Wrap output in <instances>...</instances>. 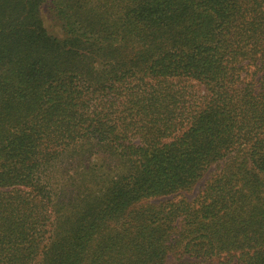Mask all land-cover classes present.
Wrapping results in <instances>:
<instances>
[{
	"label": "trees",
	"instance_id": "16d2710c",
	"mask_svg": "<svg viewBox=\"0 0 264 264\" xmlns=\"http://www.w3.org/2000/svg\"><path fill=\"white\" fill-rule=\"evenodd\" d=\"M168 262L264 264V0H0V264Z\"/></svg>",
	"mask_w": 264,
	"mask_h": 264
},
{
	"label": "rangeland",
	"instance_id": "374dc122",
	"mask_svg": "<svg viewBox=\"0 0 264 264\" xmlns=\"http://www.w3.org/2000/svg\"><path fill=\"white\" fill-rule=\"evenodd\" d=\"M45 23H46V26L48 27L49 30H53V29H55V27L53 26V23H51V22L47 19L46 16H45ZM167 264H170V262H168ZM202 264H204V263H202Z\"/></svg>",
	"mask_w": 264,
	"mask_h": 264
}]
</instances>
